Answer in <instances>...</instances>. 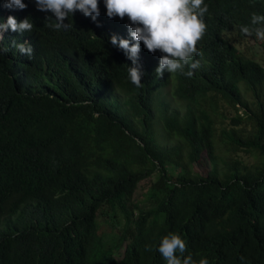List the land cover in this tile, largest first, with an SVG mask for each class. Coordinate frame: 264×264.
<instances>
[{
	"label": "trees",
	"instance_id": "obj_1",
	"mask_svg": "<svg viewBox=\"0 0 264 264\" xmlns=\"http://www.w3.org/2000/svg\"><path fill=\"white\" fill-rule=\"evenodd\" d=\"M23 2L0 0L3 22L34 24L0 41V264H166L158 245L169 232L197 262L264 264V66L236 46L264 54L240 31L264 0H205L191 78L158 77L162 53L141 42L140 88L110 42L131 40L130 21L108 18L104 0L95 22L76 11L60 31ZM13 39L31 44V59Z\"/></svg>",
	"mask_w": 264,
	"mask_h": 264
},
{
	"label": "clouds",
	"instance_id": "obj_2",
	"mask_svg": "<svg viewBox=\"0 0 264 264\" xmlns=\"http://www.w3.org/2000/svg\"><path fill=\"white\" fill-rule=\"evenodd\" d=\"M35 3L38 10L54 14L55 20L51 16L46 17L44 25L56 31L71 29L73 25L64 21L68 19L69 14L73 15L76 11L91 17L94 22L100 15L99 0H35ZM104 5L108 18L127 17L130 21L126 27L131 40L125 38L118 40L112 35L110 42L113 46L118 44L135 65L128 67V76L137 88L143 86L141 83L143 73L137 64L141 42L149 52L155 53L159 50L162 53L159 66L155 69L158 77H163L167 71L181 72L191 78L193 70L200 68V61L194 60L193 57L202 56L197 46L207 32L204 17L208 13V5L205 4V0H104ZM3 6L20 10L27 7L23 0H5ZM33 28V22L27 17L18 21L9 15L6 22L0 18V41L4 39L3 32L9 29L23 34L31 32ZM240 31L246 36L255 35L257 40L264 41V15L252 13L250 25H242ZM12 47L20 54H26L29 59L32 58L33 47L28 42L16 43L13 39ZM8 51L9 47L0 45V55ZM186 67L189 70L185 72ZM145 250L152 251V246L146 245ZM158 251L166 264H209L206 258H201L197 262L192 255L185 256L186 242L175 232H169L161 238Z\"/></svg>",
	"mask_w": 264,
	"mask_h": 264
},
{
	"label": "rangeland",
	"instance_id": "obj_3",
	"mask_svg": "<svg viewBox=\"0 0 264 264\" xmlns=\"http://www.w3.org/2000/svg\"><path fill=\"white\" fill-rule=\"evenodd\" d=\"M236 46L241 51V53L243 55L256 59L258 62H260L264 66V54L258 45H256L255 43H253L252 41H249V40H239V41H237ZM170 88H171V86H168L166 88V92H170ZM242 93H243V96L245 98H247L248 99L247 101L249 102L251 100L249 93L244 92V91ZM166 99L169 100L171 105L176 106L179 103V101L178 102H177V100L175 101V99L173 97H171L170 95H166ZM159 130H160V127L158 125L157 126V132H159ZM195 167H197L199 169V165L197 163L195 164ZM144 185H145V183H144V181H142L139 183L138 187L135 189V191H134V198L135 199H140L143 197L142 191H143Z\"/></svg>",
	"mask_w": 264,
	"mask_h": 264
}]
</instances>
